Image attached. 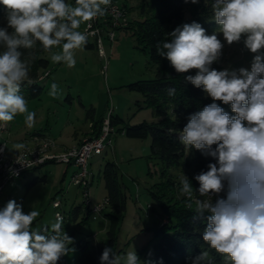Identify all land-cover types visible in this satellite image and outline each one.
Returning <instances> with one entry per match:
<instances>
[{
    "label": "clouds",
    "instance_id": "9594fccd",
    "mask_svg": "<svg viewBox=\"0 0 264 264\" xmlns=\"http://www.w3.org/2000/svg\"><path fill=\"white\" fill-rule=\"evenodd\" d=\"M0 4L7 20V26L0 28L4 49L0 52V123L26 113L25 124L32 127L36 113L28 110L20 94L25 82L32 83V58H22L21 50L33 49L39 42L51 53L52 62L74 67L75 51L95 34L81 32V25L104 16L111 0H75V5L66 0H0ZM212 10L218 25L212 34L193 21L177 26L168 40L157 44L158 55L177 73L195 72L185 80L213 101L191 113L178 133L186 149L194 148L215 161L193 177L199 185L195 192L208 199L194 197L192 183L184 174L179 191L193 219L205 222L203 241L226 264H264V0H214ZM87 26L91 28L90 23ZM241 41L254 54L250 69L212 67L220 61L225 44ZM55 48L61 50L55 52ZM57 91L52 83L49 95L55 98ZM167 92L172 96L175 89ZM217 101L230 105L234 115ZM24 147L13 145L15 150ZM39 215L36 210L25 213L15 200L0 209V264H57L68 254L73 239L63 230V217L57 213L50 226L34 229ZM100 261L141 264L135 251L122 258L109 247ZM192 264H213V260L208 251H202Z\"/></svg>",
    "mask_w": 264,
    "mask_h": 264
},
{
    "label": "rangeland",
    "instance_id": "374dc122",
    "mask_svg": "<svg viewBox=\"0 0 264 264\" xmlns=\"http://www.w3.org/2000/svg\"><path fill=\"white\" fill-rule=\"evenodd\" d=\"M148 1L115 0L119 6L125 5L128 9L124 8L128 20L139 19L140 5L147 4ZM68 3L75 5L72 2ZM185 15L189 16L187 12ZM98 20L97 26L101 24L104 26V19ZM86 25L87 22L82 24L79 30L83 32ZM6 26V13H4L0 18V28ZM114 34L112 42L103 34L101 56L98 55V44H94V39L88 37L87 43L94 46L85 45L75 51L74 67H68L63 62H52L51 53L45 52L43 58L47 60L48 66L39 72L40 78L37 81V84L43 87V92L37 98L28 97L24 90L20 92L27 101L28 110L36 113L35 123L32 127H28L25 124L26 113L17 114L13 121L6 123L7 130L0 132V143L10 145L13 142L34 148L40 140L33 139V134L42 132L55 142L56 146L50 147V152L61 154L67 150L66 148L76 144L61 148L58 143H72L76 134L81 137L86 130L88 131L82 138H88L92 123L108 117L109 114L120 117L129 126L155 120L154 109L142 106V94L130 90L128 85L153 79L158 71V65L150 62L147 49H142L132 32L118 28L114 30ZM60 50L53 49L55 52ZM253 55L244 47L243 41L231 46L225 44L221 59L215 64L217 70L241 67L250 69ZM46 73L48 75L44 76ZM52 83L58 86L55 98L49 95ZM137 103L142 108H138ZM88 124H90L89 129ZM112 128L114 132L109 136L112 140L111 145L107 146L102 154L91 156L88 159V167L93 174L89 190L90 201L91 204H96L102 203L106 196L101 175L104 164L109 161L116 165L121 192L125 196V209L114 213L117 217L118 229L114 243L108 241L109 221L103 216V211L100 215L92 214L83 224H78L79 216V219L68 225V210L72 205L76 206L83 202L81 190L70 183V177L75 171L73 166L46 163L36 170L27 171L23 177L8 182L0 194V209L9 200H15L23 206L25 213L31 210L38 211L40 215L33 223L35 229L44 225L50 226L55 222L52 202L59 200L63 207V225H68L64 231L68 236L70 231H74L70 236L73 241L89 236L99 245L112 248L113 252L122 258L130 251L139 250L152 237L148 228L158 222L169 221L167 217H160L158 205L149 192L152 186L160 181L159 166L150 158L149 135L143 138H128L118 132L117 127ZM25 147L17 153H23ZM169 173L175 180L174 194L180 197L179 178L183 174L188 178L194 175L182 164L172 168ZM105 206L103 210L107 212L108 207ZM69 248L68 254L64 255L65 259L68 264H76V247L72 244ZM186 264H192V259Z\"/></svg>",
    "mask_w": 264,
    "mask_h": 264
},
{
    "label": "trees",
    "instance_id": "16d2710c",
    "mask_svg": "<svg viewBox=\"0 0 264 264\" xmlns=\"http://www.w3.org/2000/svg\"><path fill=\"white\" fill-rule=\"evenodd\" d=\"M66 2L75 4V0H66ZM213 2L214 0H199L198 3L193 4L190 0H187V2L186 0H149L147 4L142 3L140 5L141 16L139 19L128 20L127 25L121 27V29L132 32L142 49H147L150 62L158 65V71L153 79L128 85L130 90L142 94V106L154 109L155 120L129 126L120 117L109 114L111 127H117L116 130L126 137L143 138L147 135L150 136V158L155 160L159 166L160 181L155 183L149 192L158 205L160 217H167L169 221L167 223L158 222L148 228L152 234L151 239L136 251L141 264H186L202 251L209 252L213 264L226 263L221 254L211 249L203 241L202 232L205 222L193 219L194 213L185 207L184 201L186 198L184 196H175V180L169 173L172 168L182 164L185 169L191 171L195 176L201 171H207V165L215 162L212 158L203 156L200 151L194 148L191 150L186 149L178 139V133L187 123V117L191 113L202 110L205 105L213 101L202 89L194 87L185 80L187 75H194V71L184 74L177 73L169 61L157 53V44L168 40V34L184 23L198 22L206 29L208 34H212L218 28V25L214 22ZM123 8L128 10L125 5ZM186 12L189 14L188 17L185 15ZM4 13H6V9L0 4V18ZM93 46L92 44H86V47ZM3 50V46L0 45V52ZM21 51L24 54L22 58H32L29 71L32 83L25 82L21 86L20 92L24 90L28 97L37 98L43 92V87L37 84L40 78L38 74L48 66L47 60L43 58L46 51L42 49L39 42H37L35 48L22 49ZM212 67L217 69L215 63ZM169 88L175 89L174 95H168L167 90ZM217 103L230 115H234L231 112L230 105L223 104L220 101H217ZM137 106L142 108L138 103ZM102 119L100 118L95 123L91 122L88 138L99 135ZM91 120H93L92 116ZM101 175L106 190L105 197L108 199L105 206L108 207V211L104 212L102 210V213L109 221L108 241L114 243L116 231L118 230L117 217L114 213L125 209V196L121 192L117 168L113 162L108 161L104 164ZM193 177L189 180L194 188V197L208 199V197H199V194L195 192L199 185ZM92 181L93 177L91 184ZM221 195L223 196L224 193H221ZM213 200H215V197H213ZM67 214L68 225L70 222L79 219V216L80 221L78 224L87 222L92 216L91 209L85 207L83 203L76 206L72 205ZM67 226L63 225V230L67 229ZM73 234L74 231H70L69 237ZM72 244L77 250L76 264H101L100 257L106 248L105 246L99 245L89 236L78 238ZM57 264H68L65 256H61Z\"/></svg>",
    "mask_w": 264,
    "mask_h": 264
},
{
    "label": "built area",
    "instance_id": "2783aa9c",
    "mask_svg": "<svg viewBox=\"0 0 264 264\" xmlns=\"http://www.w3.org/2000/svg\"><path fill=\"white\" fill-rule=\"evenodd\" d=\"M97 19H104V26H97ZM91 24V28L84 27L83 32L95 33L88 37L94 39V44L99 46V56L103 55V34L112 42L114 40V30L124 27L128 23V17L125 9L119 6L115 1L111 0V4L107 6L106 16L97 17L92 21L87 22ZM46 73L44 76H47ZM7 124L0 123V132L7 130ZM114 132L109 123V115L102 119L101 129L98 136H92L82 140V143L68 147L67 152L63 154L50 153V146H56L55 142L44 137L40 139V143L34 148L25 147L24 153H17L14 156L7 155L5 151V143H0V159H3V166H0V194L4 186L19 178L24 172L31 169H36L46 163H60L65 166H73L75 171L70 177V183L81 190L83 197V205L91 209V213L100 215L104 206L107 204L108 199L104 197L102 203L91 204L89 195V184L91 180H84V173H89L88 159L95 154V150L101 144L111 145L112 140L109 136ZM52 206L55 209L54 217L56 214L62 215L63 207L59 200H54Z\"/></svg>",
    "mask_w": 264,
    "mask_h": 264
},
{
    "label": "crops",
    "instance_id": "0c3cea01",
    "mask_svg": "<svg viewBox=\"0 0 264 264\" xmlns=\"http://www.w3.org/2000/svg\"><path fill=\"white\" fill-rule=\"evenodd\" d=\"M89 127H90V124H88V129H89ZM8 128V127H7ZM88 130H86V131H84L82 134L84 135V133L85 132H87ZM34 136H33V139H41V138H44V137H48V136H46V135H44L42 132H37V133H35V134H33ZM83 135L81 136V137H79L78 136V134H76L75 135V137H74V141L72 142V143H69V144H64V143H58V145H59V147H61V148H63V147H68V146H71V145H74V144H77V143H80L81 141H82V139H84V138H82L83 137ZM88 137V136H87ZM15 144H19V143H10V145L9 144H5V145H7V147H5V150H6V153L7 154H10V155H13V154H16L19 150H15V149H13V145H15ZM90 171H91V169H90ZM91 175L93 176V174H92V172H91ZM24 176V175H23Z\"/></svg>",
    "mask_w": 264,
    "mask_h": 264
},
{
    "label": "bare ground",
    "instance_id": "6f19581e",
    "mask_svg": "<svg viewBox=\"0 0 264 264\" xmlns=\"http://www.w3.org/2000/svg\"><path fill=\"white\" fill-rule=\"evenodd\" d=\"M105 16V15H104ZM97 21H99L98 19H97ZM104 23V22H103ZM87 26V25H86ZM101 26H102V24H101ZM97 45V44H96ZM39 80V79H38ZM108 146V144H101V146L100 147H98V150H95V154H92V156H94V155H100V154H102V152L104 151V149L106 148ZM50 147H54V146H50ZM67 149V148H66ZM25 152V151H24ZM23 152V153H24ZM63 152H67V150H65V151H63ZM63 152L61 153V154H63ZM50 153H53V154H56V153H54L53 151L52 152H50ZM0 166H3V159H0ZM32 170H34V169H31V170H27V171H32ZM26 171V172H27ZM26 172H24V173H26ZM21 177V176H20ZM92 178H91V173H90V171H89V173H84V180H91ZM90 185L91 184H89V190H90ZM90 195V194H89ZM62 217H63V214L61 215Z\"/></svg>",
    "mask_w": 264,
    "mask_h": 264
}]
</instances>
